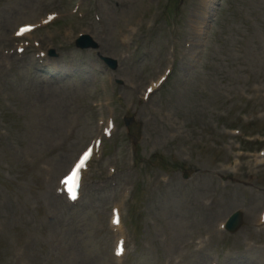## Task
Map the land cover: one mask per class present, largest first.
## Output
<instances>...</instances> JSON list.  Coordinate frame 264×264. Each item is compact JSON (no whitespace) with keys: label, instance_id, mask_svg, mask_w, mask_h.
<instances>
[{"label":"rangeland","instance_id":"1","mask_svg":"<svg viewBox=\"0 0 264 264\" xmlns=\"http://www.w3.org/2000/svg\"><path fill=\"white\" fill-rule=\"evenodd\" d=\"M19 1L12 0L6 3L0 0V35L9 30L12 21L19 20V16L14 13ZM92 1L97 0H88V6L85 5L84 8V10L87 7L91 9L88 17H91V12L95 8ZM126 1L101 0L100 24L85 25L79 22L72 25L73 21L70 20L69 24L72 25L70 35H75L86 28L105 45H109L112 35L123 30L125 25L131 22L129 16L133 18L138 16L140 8L146 9L148 2L149 8L154 2V0H132L128 6ZM238 1L240 6L236 7ZM218 2L217 10L209 13L210 22L202 33L195 32L199 43L195 46V54H191L194 59L187 61L186 58L183 63H179L174 77L161 92L153 96L147 105L136 106L130 111H135L139 115L140 126L137 128V134L145 158L149 156V151L155 150V146L158 147L157 152L164 154L176 150L182 159L191 161L200 170V175L188 183L180 182L176 173H172L173 180L160 188L152 183L165 172L154 169V174L157 176L150 179L144 177L142 181L138 177L140 184L146 189L144 192L149 194L144 210L146 219L151 220L153 226L149 229L144 228L137 258L132 259L133 264H171L177 256L166 255L165 249L171 244H178L180 247L186 244L189 241L188 233L195 229L194 223L203 222L210 226L218 218L222 219L237 207H245L249 215L255 210L253 205L245 202L250 198L251 192H246V187L242 185L249 181L243 172L239 175L242 184L225 186L218 181L211 170L216 167V161L220 160L224 163L228 160L223 145L226 140V136L223 135L224 129L251 128L252 122H258L261 124V129L251 128V130L264 135V114L255 120H248L243 116L247 114L249 118H253L252 114L256 111L264 113V23H258L261 15V0H218ZM195 3L196 0H187L184 11L189 13V18L190 10H194ZM34 14L35 7L30 17ZM141 23V34L149 40L153 54L143 60L144 66L140 64L126 66L121 74L123 78L128 74L137 78L160 76L169 63L165 48L167 22L163 18L156 20L155 10L151 9L145 14ZM178 27L183 30V35L179 37L182 47L186 31L180 24ZM53 41L59 44L61 38L54 36ZM1 44L2 39L0 50ZM87 59V61L74 59L60 63L64 73L71 71L76 76L79 73L84 80L80 81L76 78L71 81H60L62 90L57 87L56 82L29 79L31 87L43 91L44 101L51 108V128L45 132L39 123L34 126L29 124L31 126L26 128L13 116L5 114V129L8 131V136L0 138L1 160L5 159L13 164L11 155L7 154L6 144H15L17 146L15 149L24 161H31L34 156L42 153L40 160L47 169L57 171V162L69 159L77 146L85 142L93 129L69 137L70 121L67 119V114L73 107L70 93L92 89L94 78L89 75L93 73L94 67L90 58ZM19 65L25 67L26 63ZM17 75L16 72L13 74L14 80L21 83ZM253 83H257L259 87L253 100H250L243 94H252ZM102 88L106 90L105 99L111 110L115 111V114L126 113L125 106L132 98V93L123 90L120 92L121 98L117 99L113 98L107 84H103ZM117 108L119 110H116ZM229 108L232 112L239 110L240 112L238 115L231 114L228 118H223L222 114L229 113ZM151 112L164 115L168 124H162L156 118L150 117ZM112 114L106 113L108 116ZM87 119L88 116H84L83 120ZM78 127V131H81L82 125ZM48 133L51 134L50 138L41 139ZM25 141L29 146L21 147ZM127 146L125 140L120 141L121 157L118 155L120 160L127 158ZM160 156L164 155L160 154ZM108 164L111 165L113 162L109 161ZM32 176V171H29L26 176L18 175L12 176L9 180H0V214L5 223L7 243L13 245L29 235L21 248L23 263L62 264L75 261L76 264H114L109 255L111 238L107 227V208L122 197L130 186L129 178L118 175L112 181L106 180L104 186H95L88 182L84 185V191L98 196L99 201H95L98 210L93 234L89 241L82 243L76 221L93 224L92 217H88L91 212L90 204L85 203L75 213L70 212L59 203L53 202ZM109 186H114L115 189L106 191ZM23 200H29V204L43 201L48 208L41 205L35 212L27 211L22 204L20 211L18 204ZM205 209L212 211L210 220L204 216ZM68 216L74 217V220L72 222L71 219L67 220ZM41 230L43 235L37 234ZM250 235L251 231L248 227L237 238L224 242L236 247V252L230 256L224 255L223 245L215 240L212 247L205 250L202 255L188 251L185 262L181 264H208L216 254L220 255L222 264H255L257 250L243 253L241 247H238ZM57 250H60L59 257L55 256ZM182 258L184 259L185 256L183 255Z\"/></svg>","mask_w":264,"mask_h":264},{"label":"snow or ice","instance_id":"2","mask_svg":"<svg viewBox=\"0 0 264 264\" xmlns=\"http://www.w3.org/2000/svg\"><path fill=\"white\" fill-rule=\"evenodd\" d=\"M28 31H31V28H28V27L22 28L20 30V32L18 33V35L23 34L25 32H28ZM88 156H89V153L88 152H85L84 153V156L81 158V160L79 161V163L76 165V168L77 169H79L84 164V162L88 159ZM70 191H71V189H70Z\"/></svg>","mask_w":264,"mask_h":264}]
</instances>
